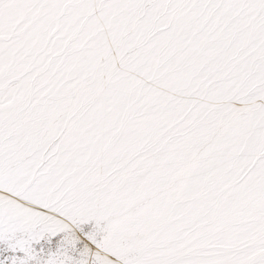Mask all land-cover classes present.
<instances>
[{
	"label": "snow or ice",
	"instance_id": "obj_1",
	"mask_svg": "<svg viewBox=\"0 0 264 264\" xmlns=\"http://www.w3.org/2000/svg\"><path fill=\"white\" fill-rule=\"evenodd\" d=\"M0 264H264V0H0Z\"/></svg>",
	"mask_w": 264,
	"mask_h": 264
}]
</instances>
